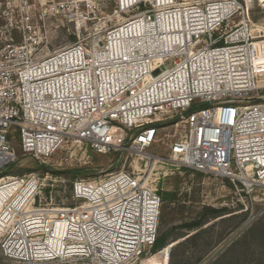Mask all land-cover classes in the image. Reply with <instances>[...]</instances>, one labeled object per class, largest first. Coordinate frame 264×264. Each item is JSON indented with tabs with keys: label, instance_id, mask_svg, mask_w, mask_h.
Here are the masks:
<instances>
[{
	"label": "built area",
	"instance_id": "built-area-1",
	"mask_svg": "<svg viewBox=\"0 0 264 264\" xmlns=\"http://www.w3.org/2000/svg\"><path fill=\"white\" fill-rule=\"evenodd\" d=\"M85 1L19 0L23 42L0 39V174L18 160L14 139L37 162L68 144L118 156L101 178L73 184L70 207L42 203L38 174L1 178L0 187L16 185L0 209L2 249L27 264L140 260L157 243L163 205L145 179L150 164L264 192V99L256 98L264 42L250 41L240 0H107L121 21L51 51L35 17ZM237 13L238 27L223 32ZM157 145L165 155L150 152ZM22 196L20 210L6 208Z\"/></svg>",
	"mask_w": 264,
	"mask_h": 264
},
{
	"label": "rangeland",
	"instance_id": "rangeland-1",
	"mask_svg": "<svg viewBox=\"0 0 264 264\" xmlns=\"http://www.w3.org/2000/svg\"><path fill=\"white\" fill-rule=\"evenodd\" d=\"M54 1L61 4L71 2ZM182 1L190 3L193 0ZM240 3L244 10L241 12L248 16L252 24L250 41L264 42V0H240ZM40 5L38 3L37 8L41 12ZM77 5H72L70 12L55 17L48 15L43 18L37 11L35 20H44L50 32L51 51L78 42L91 30H102L103 34L121 21L119 16L114 15L113 2L86 0L79 8ZM240 21L241 16L237 13L223 26V32L235 30ZM24 36L19 0H0V39L2 42L19 45ZM261 46H256V53ZM258 58L262 61L261 68H264V53ZM262 72L258 73V82L262 88L256 96L260 99H264V69ZM12 147L18 160L10 166L8 173L0 174V180L8 176L38 174L43 182L42 203L61 207L75 204L73 184L77 180L101 178V172L108 169L118 157L117 154L98 155L87 144H68L50 158L37 162L22 154L18 139L13 140ZM150 152L161 156L166 154L162 145L155 146ZM125 161L126 169H131V165H134L133 157L125 160L124 156L121 163ZM166 168L169 169V175L165 177ZM172 168H163L160 163L150 164L145 177H150L151 186L159 190L162 196L158 243L163 247H153L140 260L128 264H264V192H242L240 186L237 189L228 179L184 169L172 173ZM7 197L8 192L0 187V209L4 207ZM24 198L22 196V200ZM22 200L15 199L11 207L20 210ZM6 214L7 210L2 216ZM3 217H0V231L5 230ZM0 264L27 263L6 257L0 242ZM36 264L89 263L70 260Z\"/></svg>",
	"mask_w": 264,
	"mask_h": 264
},
{
	"label": "bare ground",
	"instance_id": "bare-ground-1",
	"mask_svg": "<svg viewBox=\"0 0 264 264\" xmlns=\"http://www.w3.org/2000/svg\"><path fill=\"white\" fill-rule=\"evenodd\" d=\"M170 2V1H169ZM259 88L261 89L262 87L259 85ZM15 187H16V185L15 186H12V187H9V185H6V186H4V187H1V190L2 189H4V190H6L7 192H8V197H9V195L10 194H12L13 192H14V190H15ZM25 199V198H24ZM24 202H23V200L21 201V204H20V208L22 207V204H23ZM12 205V204H11ZM11 205L10 206H7L6 208H12L11 207ZM15 207H13V209H14ZM6 212V211H5ZM4 213V212H3ZM3 213L0 215V217H3L2 215H3ZM4 218V217H3ZM3 218H2V220H3ZM1 222V221H0ZM5 226V225H4ZM3 229H5L4 227H3ZM54 242H55V240L54 239H52L51 241L49 240V243H51V244H54ZM57 242V244L59 243V241H56ZM48 245V244H47ZM51 246H57V245H51ZM61 246V245H60Z\"/></svg>",
	"mask_w": 264,
	"mask_h": 264
},
{
	"label": "trees",
	"instance_id": "trees-1",
	"mask_svg": "<svg viewBox=\"0 0 264 264\" xmlns=\"http://www.w3.org/2000/svg\"><path fill=\"white\" fill-rule=\"evenodd\" d=\"M161 247H163V245L161 244V243H158V240H157V243H156V245L154 246V249L156 248H161Z\"/></svg>",
	"mask_w": 264,
	"mask_h": 264
},
{
	"label": "water",
	"instance_id": "water-1",
	"mask_svg": "<svg viewBox=\"0 0 264 264\" xmlns=\"http://www.w3.org/2000/svg\"><path fill=\"white\" fill-rule=\"evenodd\" d=\"M204 106H209V104H204Z\"/></svg>",
	"mask_w": 264,
	"mask_h": 264
},
{
	"label": "crops",
	"instance_id": "crops-1",
	"mask_svg": "<svg viewBox=\"0 0 264 264\" xmlns=\"http://www.w3.org/2000/svg\"><path fill=\"white\" fill-rule=\"evenodd\" d=\"M176 242H178V241H176ZM174 243V242H173Z\"/></svg>",
	"mask_w": 264,
	"mask_h": 264
}]
</instances>
